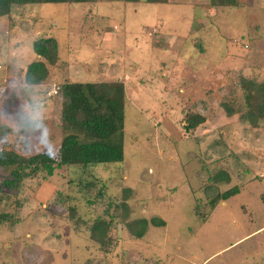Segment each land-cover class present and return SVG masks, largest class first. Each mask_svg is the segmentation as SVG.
<instances>
[{"label": "rangeland", "instance_id": "obj_1", "mask_svg": "<svg viewBox=\"0 0 264 264\" xmlns=\"http://www.w3.org/2000/svg\"><path fill=\"white\" fill-rule=\"evenodd\" d=\"M239 3L86 0L0 17V151L58 162L65 81L120 79L126 97L123 161L51 176L42 167L12 186L0 166V214L14 217L0 222V264H264V232L231 246L264 226V118L252 126L221 107L241 97L240 77L264 81V0ZM42 36L57 40L59 59L45 82L28 85L26 66L43 61L32 48ZM193 112L205 121L187 130ZM45 127L47 147L18 145ZM220 170L231 179L219 192L240 191L211 211L208 186ZM126 189L130 218L165 225L134 238L115 221L99 244L89 228L97 216H119Z\"/></svg>", "mask_w": 264, "mask_h": 264}, {"label": "trees", "instance_id": "obj_2", "mask_svg": "<svg viewBox=\"0 0 264 264\" xmlns=\"http://www.w3.org/2000/svg\"><path fill=\"white\" fill-rule=\"evenodd\" d=\"M86 0H0V17L9 15L13 10L21 11L28 5L43 3H73ZM138 2L141 0H125ZM150 3H164L166 0H142ZM239 0H211L216 5H238ZM240 4V3H239ZM161 44L156 43L155 46ZM35 54L43 59L30 62L24 71L23 81L28 85L45 82L50 75V67L59 59L57 40L53 36H42L36 39L32 46ZM46 61V63H44ZM239 90L241 97L221 101V107L227 116L238 115L242 121L255 126L264 118V81L240 77ZM63 98L61 108V128L64 135L59 147V160L55 162L49 154L38 153L31 158L17 156L10 151H0V166L10 169L14 175L10 185H17L18 180L27 174L35 173L39 168L46 169L52 175L55 168L61 166L79 165L82 169L89 166L121 162L124 159V118H125V86L122 80L99 81H65L60 87ZM235 90H232V95ZM185 128L193 130L205 121L202 114L190 113L185 118ZM26 169L28 171H26ZM230 174L219 171L212 176L209 191L216 190L211 197V211L219 201L237 194L239 188L234 185L219 192L217 183L229 182ZM91 184V182H90ZM88 184V186L90 185ZM130 189L122 195L119 204V216L109 214L97 216L90 226V237L99 244H107L109 231L113 222L121 223L129 236L141 238L149 224L164 226L165 220L154 216L130 218V206L127 203ZM58 204L62 200L58 201ZM200 213V212H196ZM203 215L200 213L199 216ZM207 215V214H206ZM9 216V217H8ZM203 217V216H202ZM206 217V216H204ZM14 219L8 213L0 214V222Z\"/></svg>", "mask_w": 264, "mask_h": 264}, {"label": "clouds", "instance_id": "obj_3", "mask_svg": "<svg viewBox=\"0 0 264 264\" xmlns=\"http://www.w3.org/2000/svg\"><path fill=\"white\" fill-rule=\"evenodd\" d=\"M32 119L34 123H39L40 121L39 113L37 112L32 117ZM5 140H9V139L6 138ZM51 142H52V135L50 133V130L45 127L39 137H36L34 139H26L23 144H18V145L32 149L37 147H47V145L50 144Z\"/></svg>", "mask_w": 264, "mask_h": 264}, {"label": "crops", "instance_id": "obj_4", "mask_svg": "<svg viewBox=\"0 0 264 264\" xmlns=\"http://www.w3.org/2000/svg\"><path fill=\"white\" fill-rule=\"evenodd\" d=\"M213 7H215V6H213ZM211 8H212V6H211ZM116 80H118V79H116ZM120 80V79H119ZM124 83V82H123ZM256 176V175H255ZM257 177V176H256ZM259 177V176H258ZM257 177V178H258ZM264 177V175H262V177H259V178H261V181H263V178ZM242 187V186H241ZM238 188H239V191H240V187L238 186ZM239 193V192H238ZM237 193V194H238ZM236 195V194H235ZM230 198V197H229ZM264 198V197H263ZM262 198V200H261V202L263 201V203H264V199ZM227 200V199H226ZM223 201H225V200H223ZM216 207V206H215ZM261 232H264V226H260L259 228H257V229H255V230H253V231H249L247 234H245V235H243V236H241L239 239H237L234 243H232L231 244V246L233 245V246H235V247H237V246H240L242 243H244L245 241H247V240H250V239H252L253 237H255L257 234H259V233H261Z\"/></svg>", "mask_w": 264, "mask_h": 264}]
</instances>
